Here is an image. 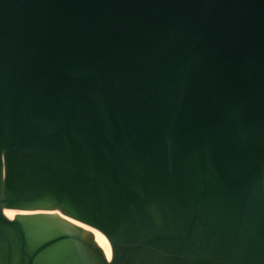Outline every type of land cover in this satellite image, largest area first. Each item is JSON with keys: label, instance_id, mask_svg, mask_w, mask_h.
Here are the masks:
<instances>
[{"label": "water", "instance_id": "water-1", "mask_svg": "<svg viewBox=\"0 0 264 264\" xmlns=\"http://www.w3.org/2000/svg\"><path fill=\"white\" fill-rule=\"evenodd\" d=\"M0 264H264V0H0Z\"/></svg>", "mask_w": 264, "mask_h": 264}]
</instances>
